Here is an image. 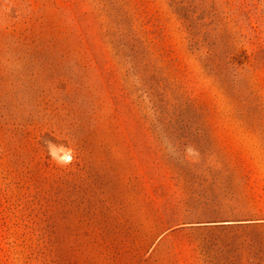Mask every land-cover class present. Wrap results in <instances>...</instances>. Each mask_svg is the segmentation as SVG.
I'll return each instance as SVG.
<instances>
[{
  "label": "rangeland",
  "instance_id": "1",
  "mask_svg": "<svg viewBox=\"0 0 264 264\" xmlns=\"http://www.w3.org/2000/svg\"><path fill=\"white\" fill-rule=\"evenodd\" d=\"M0 264H264V0H0Z\"/></svg>",
  "mask_w": 264,
  "mask_h": 264
}]
</instances>
